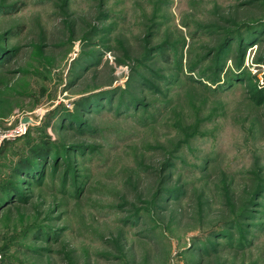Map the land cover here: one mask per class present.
<instances>
[{
  "label": "rangeland",
  "instance_id": "obj_1",
  "mask_svg": "<svg viewBox=\"0 0 264 264\" xmlns=\"http://www.w3.org/2000/svg\"><path fill=\"white\" fill-rule=\"evenodd\" d=\"M2 132L1 264H264V0H0Z\"/></svg>",
  "mask_w": 264,
  "mask_h": 264
},
{
  "label": "trees",
  "instance_id": "obj_2",
  "mask_svg": "<svg viewBox=\"0 0 264 264\" xmlns=\"http://www.w3.org/2000/svg\"><path fill=\"white\" fill-rule=\"evenodd\" d=\"M41 146L42 147H39V149H38L39 153L37 152V154H38L37 158H40L42 160L43 159L42 157L46 156V155H49L51 151H50V149H48L49 145L46 146V144L44 143ZM27 164L30 165V163H27ZM31 165H33V162L31 163ZM21 172H24V173H22L23 175H27L28 174V173H25V171H21ZM28 176L32 177L31 175H28ZM32 178L34 179L35 177H32ZM6 201H9V199L6 200ZM0 264H1V260H0Z\"/></svg>",
  "mask_w": 264,
  "mask_h": 264
},
{
  "label": "built area",
  "instance_id": "obj_3",
  "mask_svg": "<svg viewBox=\"0 0 264 264\" xmlns=\"http://www.w3.org/2000/svg\"><path fill=\"white\" fill-rule=\"evenodd\" d=\"M25 130V127H24V124L23 125H20L19 127H18V131H17V133L16 134H18V133H22L23 131ZM16 135H6L5 136V134L2 132L1 134H0V147L2 146V142L7 138V139H12V138H14ZM2 259V255H0V260Z\"/></svg>",
  "mask_w": 264,
  "mask_h": 264
},
{
  "label": "water",
  "instance_id": "obj_4",
  "mask_svg": "<svg viewBox=\"0 0 264 264\" xmlns=\"http://www.w3.org/2000/svg\"><path fill=\"white\" fill-rule=\"evenodd\" d=\"M23 122H24V123H27L28 121H27V120H24Z\"/></svg>",
  "mask_w": 264,
  "mask_h": 264
}]
</instances>
